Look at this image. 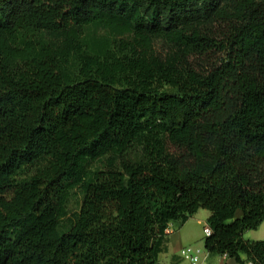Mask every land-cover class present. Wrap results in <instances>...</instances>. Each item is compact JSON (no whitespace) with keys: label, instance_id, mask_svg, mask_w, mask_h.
<instances>
[{"label":"trees","instance_id":"obj_1","mask_svg":"<svg viewBox=\"0 0 264 264\" xmlns=\"http://www.w3.org/2000/svg\"><path fill=\"white\" fill-rule=\"evenodd\" d=\"M201 209L264 264V0H0V264H160Z\"/></svg>","mask_w":264,"mask_h":264},{"label":"rangeland","instance_id":"obj_2","mask_svg":"<svg viewBox=\"0 0 264 264\" xmlns=\"http://www.w3.org/2000/svg\"><path fill=\"white\" fill-rule=\"evenodd\" d=\"M158 47L161 48V44L158 43ZM102 164L99 163L96 167H101ZM81 205V192L79 190H76L72 196L71 200L69 202V210L70 212L79 210ZM210 214L209 210L201 209L199 211L198 215H195L191 217L188 221V224L185 226V232L188 234V238H185L183 242L176 244V246H171V251L164 255H161V264H173L172 263V257L175 254L178 258L181 256L180 248L187 247V246H195L199 247L202 250V253L205 252V233H204V227L207 225L205 223V219L203 215ZM173 225L177 226L178 223L174 222ZM244 238L246 240H264V222L261 224V226L257 230H251L247 231L244 234ZM178 264H190L188 260L180 259Z\"/></svg>","mask_w":264,"mask_h":264},{"label":"crops","instance_id":"obj_3","mask_svg":"<svg viewBox=\"0 0 264 264\" xmlns=\"http://www.w3.org/2000/svg\"><path fill=\"white\" fill-rule=\"evenodd\" d=\"M200 211V210H199ZM199 211L194 214L193 216L195 215H198L199 214ZM192 216V217H193ZM204 216V219H205V223L207 224V220L210 216V214H207V215H203ZM189 221H187L183 226H175L173 224L170 225L169 229H168V235H169V242L167 244V247H166V250L160 254V258H161V255L164 254H168L171 250V246H176V244L178 243H181L183 242V240H185V238H188V234L187 232H185V226L188 224ZM205 246V245H204ZM184 247L180 248V252H181V256L178 258L175 254L173 255L172 257V263L173 264H178V262L180 261V259H183V260H186L182 257V249ZM204 255L207 257L208 259V262L210 264H225L227 261H224L222 256L221 255H218V256H215V255H211L209 254L206 250L204 252ZM189 262V261H188ZM159 263L161 264V259H159ZM190 263V262H189Z\"/></svg>","mask_w":264,"mask_h":264},{"label":"built area","instance_id":"obj_4","mask_svg":"<svg viewBox=\"0 0 264 264\" xmlns=\"http://www.w3.org/2000/svg\"><path fill=\"white\" fill-rule=\"evenodd\" d=\"M204 233L206 236H210L212 229L207 224L204 227ZM224 261H227L225 264H256L252 259H244L242 261L232 260L228 254L221 255ZM182 257L190 262V264H210L207 257L202 253V250L199 247L187 246L182 249ZM219 264V263H217Z\"/></svg>","mask_w":264,"mask_h":264}]
</instances>
